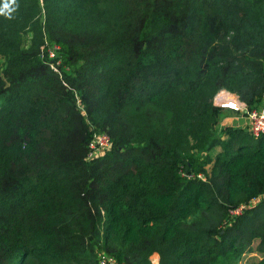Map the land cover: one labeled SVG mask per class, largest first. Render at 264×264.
<instances>
[{
	"label": "trees",
	"instance_id": "16d2710c",
	"mask_svg": "<svg viewBox=\"0 0 264 264\" xmlns=\"http://www.w3.org/2000/svg\"><path fill=\"white\" fill-rule=\"evenodd\" d=\"M17 4L0 16V264H264V135L217 132L214 105L264 104V0ZM95 132L113 146L88 161Z\"/></svg>",
	"mask_w": 264,
	"mask_h": 264
},
{
	"label": "built area",
	"instance_id": "2783aa9c",
	"mask_svg": "<svg viewBox=\"0 0 264 264\" xmlns=\"http://www.w3.org/2000/svg\"><path fill=\"white\" fill-rule=\"evenodd\" d=\"M57 49L59 52V47L54 45L50 49V57L55 58L56 55L53 53V49ZM57 72V68L53 67ZM214 105L221 109H229L238 114H242L248 120V131L254 138H260L264 135V107L259 110H250L246 104L240 101V99L226 90H221L214 99ZM83 109V108H82ZM84 112V111H83ZM85 114V112H84ZM112 140L108 133L106 132H95L93 138L89 144V152L87 156L88 161H92L99 157L104 156L106 153L112 150ZM200 178H204L199 176ZM262 199V198H259ZM257 199V200H259ZM256 201V200H254ZM253 201V202H254ZM252 202V203H253ZM242 205L238 209L231 212V217L233 219L239 217L244 213L246 209H249L252 205ZM99 264H119L118 261L110 254L106 252H99L98 254Z\"/></svg>",
	"mask_w": 264,
	"mask_h": 264
},
{
	"label": "rangeland",
	"instance_id": "374dc122",
	"mask_svg": "<svg viewBox=\"0 0 264 264\" xmlns=\"http://www.w3.org/2000/svg\"><path fill=\"white\" fill-rule=\"evenodd\" d=\"M53 53L57 56L58 55L57 49L54 48ZM263 107H264V104L261 107V109ZM221 110L222 111L220 113L219 119L215 125V130H217V132L220 131L221 129H223L224 127H227V126H233V127L244 126L242 128L248 129V126L245 127L246 125H244V121L248 122V120L246 119L245 116H243L242 114H238L236 112H233L232 110H229V109H221ZM219 151H220L219 148H215L210 152V155H212V157H215V155H217ZM209 168L211 170V167H209ZM262 198H264V196ZM261 200L262 199L254 201L252 203L251 207L258 206L261 203ZM258 244H259V240L254 241L253 248L256 249ZM261 259H262L261 255L259 253H257L256 251H254V252L246 253L242 257L239 264H257ZM152 260H153L154 264L159 263V259L156 256H154L152 258Z\"/></svg>",
	"mask_w": 264,
	"mask_h": 264
},
{
	"label": "clouds",
	"instance_id": "9594fccd",
	"mask_svg": "<svg viewBox=\"0 0 264 264\" xmlns=\"http://www.w3.org/2000/svg\"><path fill=\"white\" fill-rule=\"evenodd\" d=\"M17 7V0H2V3H0V16L11 18Z\"/></svg>",
	"mask_w": 264,
	"mask_h": 264
},
{
	"label": "crops",
	"instance_id": "0c3cea01",
	"mask_svg": "<svg viewBox=\"0 0 264 264\" xmlns=\"http://www.w3.org/2000/svg\"><path fill=\"white\" fill-rule=\"evenodd\" d=\"M244 125H246L245 127H247L248 126V122L246 121H244ZM242 127H244V126H242Z\"/></svg>",
	"mask_w": 264,
	"mask_h": 264
}]
</instances>
